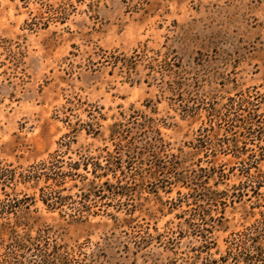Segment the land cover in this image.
I'll return each mask as SVG.
<instances>
[{"label": "rangeland", "instance_id": "rangeland-1", "mask_svg": "<svg viewBox=\"0 0 264 264\" xmlns=\"http://www.w3.org/2000/svg\"><path fill=\"white\" fill-rule=\"evenodd\" d=\"M248 91L264 93V0H0V172L43 162L79 175L59 188L64 212L38 201L45 177L5 189L35 196L31 210L49 230L14 260L0 249V264L58 253L65 261L54 264H222L262 219L264 191L215 212L206 200L225 186L210 179L197 189L202 209L191 199L175 209L188 190L149 180L145 164L146 179H130L126 150L161 138L188 178L210 172L212 146L230 138L213 136V110ZM107 160L119 179L95 178Z\"/></svg>", "mask_w": 264, "mask_h": 264}, {"label": "trees", "instance_id": "trees-1", "mask_svg": "<svg viewBox=\"0 0 264 264\" xmlns=\"http://www.w3.org/2000/svg\"><path fill=\"white\" fill-rule=\"evenodd\" d=\"M212 131L214 132L213 136L217 139L221 132L230 137L224 139V141L218 139V143L212 146L215 151L212 171L208 172L200 169L201 174L196 175L193 179L188 178L182 173L184 167L180 156L171 153L169 147L164 144L161 138H157L144 148L145 153H137L134 148H130L131 144L130 146L127 145L126 153L129 154L126 155L127 169L130 171L136 170L129 178L135 181L136 178L134 177H137L144 181L146 179L144 170L138 167V164L142 166L145 164L150 167L149 180L165 187L181 184L180 188L183 187L188 190V193L183 194L178 190V197L172 203L175 209L187 205L190 199L197 207L202 209L199 203L205 200L202 199V191L198 193L197 189L200 187L205 190L202 185L210 179H212L216 188L225 186L223 191L214 190L212 199L206 200L212 202V207L216 208L215 212L218 211L219 207L223 206L225 208L228 199L231 200L232 204L242 203L244 199L246 202H252V199L259 201V198L262 197V191H264V93L242 92L228 98L226 104L220 105L218 108L216 106L212 113ZM146 153H148L147 156ZM219 153L225 156L230 155L234 160L230 163L231 167L229 169H227V164L218 163L220 161L218 159ZM121 161L123 159H120ZM106 162L104 167L101 168L100 166L99 168L103 171V174L95 176V178H107L110 171L112 177L119 179L116 171V169H119V164L109 160ZM77 167L73 168V171L80 169V165ZM57 169L58 167L55 165L50 168L47 163L42 162L36 167L31 166L29 170L24 172L8 169H3L0 172V186L5 197L0 200V249L7 252L5 253L6 257L14 260L19 256L18 252L34 249L36 237H31L33 233L41 237L42 234H48L49 229L42 225L38 226L41 220V217L38 216V208L31 210V207L35 206L37 202L35 196L31 197L33 200L28 195L19 198L17 194H14L12 197L11 194L6 193L5 189L13 183L23 185L34 183L37 186L42 177H45V183L51 181V184L39 189L41 195L38 201L49 213L64 212V208L68 205L66 203L67 197L64 198L60 195L59 188H63L69 178L72 180L73 177H79V175L72 172H57ZM139 170L141 171L140 174L138 173ZM47 171L53 173L46 175ZM85 171H87V168ZM120 173L125 177L127 175L123 170ZM231 178H236L237 184L230 186L228 181L230 182ZM16 184L14 185L16 186ZM104 184L107 185L108 180ZM121 189L129 191L127 187ZM113 194L116 195V193ZM118 195L129 196V194L123 193ZM78 212L82 213V210H78ZM195 215H197L196 212ZM198 215H200V211ZM240 234L243 236H237L233 239L231 243L233 247L228 252L227 257L220 259L221 263L227 264L229 260H232L234 264H264V215H262L261 220H256ZM62 257L59 253L55 254V258L53 257L42 264L60 263L65 261L61 260ZM4 264L23 263L9 261Z\"/></svg>", "mask_w": 264, "mask_h": 264}]
</instances>
